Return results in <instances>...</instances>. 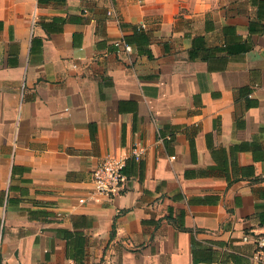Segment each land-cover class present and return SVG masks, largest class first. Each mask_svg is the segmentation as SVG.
Segmentation results:
<instances>
[{
    "label": "crops",
    "instance_id": "crops-1",
    "mask_svg": "<svg viewBox=\"0 0 264 264\" xmlns=\"http://www.w3.org/2000/svg\"><path fill=\"white\" fill-rule=\"evenodd\" d=\"M262 235L264 0H0V264H263Z\"/></svg>",
    "mask_w": 264,
    "mask_h": 264
},
{
    "label": "built area",
    "instance_id": "built-area-1",
    "mask_svg": "<svg viewBox=\"0 0 264 264\" xmlns=\"http://www.w3.org/2000/svg\"><path fill=\"white\" fill-rule=\"evenodd\" d=\"M114 2L115 0H109ZM109 11L108 14H112ZM116 46L126 53H131L133 48L123 40L116 41ZM144 155V148L140 143H135L131 147L127 154L121 156H106L98 165V167L91 173L90 182L92 188L90 189V198L95 196H106L111 198L120 193L123 188L124 174L123 170L129 159L135 161H141ZM87 199L83 198L79 200V203L83 204ZM257 255L261 263L264 264V236H259L256 240Z\"/></svg>",
    "mask_w": 264,
    "mask_h": 264
},
{
    "label": "trees",
    "instance_id": "trees-1",
    "mask_svg": "<svg viewBox=\"0 0 264 264\" xmlns=\"http://www.w3.org/2000/svg\"><path fill=\"white\" fill-rule=\"evenodd\" d=\"M264 236V235H263Z\"/></svg>",
    "mask_w": 264,
    "mask_h": 264
}]
</instances>
